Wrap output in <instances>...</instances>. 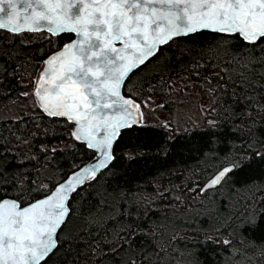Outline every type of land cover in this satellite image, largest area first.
Wrapping results in <instances>:
<instances>
[{
    "label": "trees",
    "instance_id": "1",
    "mask_svg": "<svg viewBox=\"0 0 264 264\" xmlns=\"http://www.w3.org/2000/svg\"><path fill=\"white\" fill-rule=\"evenodd\" d=\"M72 36L71 33L52 36L46 32L12 34L0 29V199L14 198L23 205L41 197L94 154L70 137V122L49 117L33 98L25 101L27 96L21 95L31 94L44 58ZM177 44L181 48L195 47L197 51L219 46L217 58L204 70L203 78L195 81L196 90H199L203 85L215 88L218 83H223L217 79L208 83L206 78L227 67L225 61L238 53L262 55L259 49L264 46V40L252 49L238 35L221 39L203 31L195 37L194 44L179 39L176 44L162 47L159 55L130 74L123 93L142 104L144 117H153V121L146 120L148 124L159 126L167 121L174 131L156 127L154 131L158 135L150 138L136 126L121 130L113 147L115 162L96 181L82 186L72 195L70 216L58 235L72 233L89 239L85 229L95 234L96 227H89L85 217L93 215L107 222L108 239H113L116 233L111 230L129 222L127 217H119L118 223L109 220L122 211V192L129 197L143 196L151 200L150 207L141 206L140 220L136 222L148 234L137 236L131 248H120L115 256L102 258L94 256L83 242L73 245L72 251L67 250L68 244H62L47 259V264H126L139 257L141 245L146 249L143 255H148L155 251L156 243L167 249L161 256L162 264H264V258L258 255L259 248L264 246V216H260L264 211V200L261 199L264 197V164L256 163L233 173L206 194L188 191L197 182L202 187L218 169L226 166L225 157L230 153H239L240 150L231 145L251 143L264 151V112L251 107V102L239 100L234 103L230 90L227 93L218 91L215 96L210 94L208 106H213L215 99L214 106L218 111L207 115V119L220 122V131L215 136L190 135L194 126L176 129L172 121L176 104L183 99L179 96L184 93V86L193 82L188 70L181 67L183 62L177 63L172 58ZM169 81L175 88L170 94L167 91L161 94L160 86L166 90ZM153 86L156 87L149 92ZM237 94H255L257 104L264 105V88H257L255 93H244L243 89L237 88ZM145 102L148 106H143ZM159 103L166 106L157 108ZM10 105L19 106L16 114L6 113ZM229 105H232L231 119L224 116V109ZM246 111H251V118L244 115ZM159 112L168 114L160 120L155 116ZM205 115L199 124L201 128L206 124ZM237 125L255 126L250 134L233 133L232 128ZM169 136L175 138V143L170 144L172 151L163 158L157 153L162 141ZM213 140L216 143H212ZM128 156L136 159L129 161ZM177 185L180 187L176 188ZM166 189L171 191L165 198H159L157 190L163 192ZM176 196L183 202L175 200ZM127 203V200L123 201L125 206ZM253 212L260 217L255 226L246 223ZM103 235L105 233L101 232L95 239ZM224 239L230 240V245L223 244ZM112 247L117 245L114 243ZM152 260L148 264H152Z\"/></svg>",
    "mask_w": 264,
    "mask_h": 264
},
{
    "label": "snow or ice",
    "instance_id": "2",
    "mask_svg": "<svg viewBox=\"0 0 264 264\" xmlns=\"http://www.w3.org/2000/svg\"><path fill=\"white\" fill-rule=\"evenodd\" d=\"M0 29L12 34L46 29L52 36L61 33L76 35L75 40L44 60L45 68L35 81L32 95L38 107L49 117H64L73 122L76 127L70 137L96 153L89 165L74 171L44 199L25 207L15 200H0V264H47V259L62 244H68L67 250L72 251V246L81 242L94 256L102 258L115 256L120 248H131L137 236L148 234L136 222L140 220L141 206L150 207L151 200L143 196L129 197L122 192V211L109 220L118 223L119 217H127L129 222L111 230L116 234L109 240L107 222L93 215L85 217L89 227H96L95 234L85 229L89 239L72 233L58 235V230L70 216V198L82 186L96 181L115 162L113 144L121 130L136 126L150 138L158 135L154 131L156 127L174 131L167 121L159 126L146 122L142 104L131 96L122 95L126 79L159 55L162 47L176 44L179 39L194 44L195 37L203 31L221 39L238 35L255 49L259 41L264 40V0H0ZM218 47L209 46L197 51L195 47L181 48L177 44L172 58L177 63L183 62L181 67L188 70L193 81L184 87L197 86L195 81L203 78L204 70L217 58ZM259 51L260 56L238 53L225 61L227 67L206 78L208 83L212 79L223 81L215 88L207 89L209 94L215 96L218 91L227 93L230 90L234 103L239 100L251 102V107L264 112V105L257 104L255 94H237V88L243 89L244 93H255L257 88H264V46ZM155 87L148 91L152 92ZM174 88L169 81L168 88L165 90L161 85L160 91L161 94L165 91L170 94ZM21 95L28 96L29 93ZM214 105L215 99L213 106L202 109L206 113V124L203 128L194 126L190 135L211 137L220 131L219 121L207 119V115L218 111ZM143 106H148L147 102ZM165 106V103L156 105L157 108ZM231 107L224 109L227 119L232 118L229 115ZM244 115L251 118V111ZM254 126L237 125L232 131L250 134ZM173 143L174 137H166L157 154L167 158ZM231 147L238 148L239 153H230L225 157L226 166L210 177L203 187L197 182L194 188L188 189L189 192L206 194L227 181L233 173L251 168L256 163L264 164V151L256 149L253 144H233ZM126 159L134 161L136 158L128 156ZM169 191L171 189L157 190V196L163 199ZM174 199L183 202L179 196ZM124 200L128 201L126 206ZM260 216H264V211ZM259 219L253 212L246 223L255 226ZM101 232L105 235L95 239ZM114 243L115 248L112 247ZM230 243L228 239L223 240L225 245ZM154 247V252L143 255L146 249L141 245L139 257L126 264H148L153 257L156 259L152 264H162L161 256L167 249L159 243ZM258 255L264 258V246L259 248Z\"/></svg>",
    "mask_w": 264,
    "mask_h": 264
},
{
    "label": "rangeland",
    "instance_id": "3",
    "mask_svg": "<svg viewBox=\"0 0 264 264\" xmlns=\"http://www.w3.org/2000/svg\"><path fill=\"white\" fill-rule=\"evenodd\" d=\"M190 85V84H188ZM210 87L208 85H203L199 90H196V87H186L184 93L179 97L183 99L180 103L176 104L174 114H173V123L176 125V129L185 128L187 126H196L201 123V118L204 116L205 112L202 109H206L209 106L210 94L207 91ZM31 94L27 96L25 101L33 100L38 103L35 97ZM24 101V108L26 107V102ZM23 104V103H22ZM19 109L18 105H10L6 109L7 114H16ZM5 112V111H4ZM3 112V113H4ZM4 113V114H6ZM0 114H2L0 112ZM166 112H159L155 116L160 120H163L164 116H167ZM147 121H153V117H144Z\"/></svg>",
    "mask_w": 264,
    "mask_h": 264
},
{
    "label": "water",
    "instance_id": "4",
    "mask_svg": "<svg viewBox=\"0 0 264 264\" xmlns=\"http://www.w3.org/2000/svg\"><path fill=\"white\" fill-rule=\"evenodd\" d=\"M1 30H4V29H1ZM5 31H7V30H5ZM40 32H46V33H48V32L46 31V29H42ZM48 34H50V33H48ZM71 34H72L73 36H72V38H71L70 40H68L67 42H65V43H64L60 48H58L57 50H55V51L51 52L50 54H48V55L44 58V60H46L48 57H50L51 55L55 54L56 52L60 51V50L64 47L65 44H68V43L72 42L73 40H75V39L77 38L76 35H75L74 33H71ZM50 35H51V34H50ZM116 46H117V47H120L119 44H117ZM44 60L42 61V64H41V66H40V68H39V70H38V72H37V76H36V78H35V81L39 78L41 72H42V71L44 70V68H45V65H44V63H43ZM35 81H34V87H35ZM123 86H124V85H123ZM123 86H122V89H121L122 95H124L126 98H128L129 96H128V95H125V94L123 93ZM34 87H33V90H34ZM131 98H132V97H131ZM132 99H133V98H132ZM133 100H134V99H133ZM60 118H64V117H60ZM64 119H66V118H64ZM66 120H67V119H66ZM67 121H68V120H67ZM68 122H70V121H68ZM70 123L72 124V131H73V130L75 129L76 125H75L73 122H70ZM113 147H114V144H113ZM95 157H96V153L94 152L93 156H92L90 159H88L87 161H85L84 163H82L81 165H79L78 167H76L75 169H73L71 172H69L68 175H67L65 178H63L62 180H60L59 182H57V183H56V184L50 189V191H49L48 193H46L45 195H43V196H41V197H38V198H36V199H34V200L28 202V203H26V204L21 205L16 199H14V198H10V197L2 198V199H0V200H3V199L15 200V201H17V202L20 204L21 207H25V206H27L28 204H30V203H32V202L38 201V200H40V199H44L48 194H50L51 191H53V190L55 189L56 186H58V184H59L60 182L66 180L67 177H68L69 175H71L74 171L78 170L79 168L89 165V164L93 161V159H94ZM221 168H222V167H221ZM218 170H219V169H218ZM218 170H217V171H218ZM217 171H216V172H217ZM216 172H215L212 176H214V175L216 174ZM212 176H211V177H212ZM208 180H209V178L203 183V185H204L206 182H208ZM203 185H202V187H203ZM58 231H59V230H58Z\"/></svg>",
    "mask_w": 264,
    "mask_h": 264
}]
</instances>
